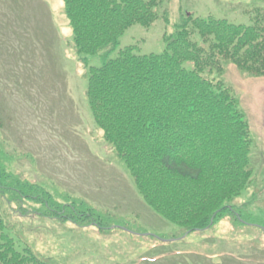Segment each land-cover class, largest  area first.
<instances>
[{
  "label": "rangeland",
  "instance_id": "1",
  "mask_svg": "<svg viewBox=\"0 0 264 264\" xmlns=\"http://www.w3.org/2000/svg\"><path fill=\"white\" fill-rule=\"evenodd\" d=\"M251 1L165 0L159 18L149 27L128 28L110 56L129 45H136L140 54L163 52L164 33L172 28L163 11L171 23L189 12L251 25L253 9L264 8V0ZM86 57L89 67L102 65L101 57ZM79 58L63 0H0V155L30 180L56 183L88 200L102 211L105 222L119 221L145 236L137 239L122 230L80 232L70 223L24 216L15 193H0V222L17 248L27 246L49 264H141L146 256H164L147 264H195L199 260L184 255L196 251L216 254L207 264H264V77L227 66V84L241 100L250 125L254 166L252 181L232 203L243 219L263 227L228 216L209 230L163 246L155 239H178L183 229L143 200L126 166L104 140L86 97L88 70ZM31 205L43 207L35 200L25 203Z\"/></svg>",
  "mask_w": 264,
  "mask_h": 264
},
{
  "label": "trees",
  "instance_id": "2",
  "mask_svg": "<svg viewBox=\"0 0 264 264\" xmlns=\"http://www.w3.org/2000/svg\"><path fill=\"white\" fill-rule=\"evenodd\" d=\"M63 1L79 61L88 70L93 120L143 200L186 232L205 230L225 216L240 221L232 201L251 182L253 141L226 73L233 65L264 77V9H255L251 25L189 12L171 23L163 11L172 26L163 52L140 54L129 45L111 57L128 28L149 27L159 18L165 0ZM88 55L101 57L102 65L89 67ZM47 189L0 155V193H15L24 216L110 226L83 198H59ZM32 200L43 207H26ZM0 264L49 263L27 246L17 248L0 222Z\"/></svg>",
  "mask_w": 264,
  "mask_h": 264
},
{
  "label": "crops",
  "instance_id": "3",
  "mask_svg": "<svg viewBox=\"0 0 264 264\" xmlns=\"http://www.w3.org/2000/svg\"><path fill=\"white\" fill-rule=\"evenodd\" d=\"M188 256H189V257H192V256H193L194 258L197 259V261H198V260L200 261V264H207V263H208V262L204 263L203 260H205V258L202 257V256L199 257L197 254H189Z\"/></svg>",
  "mask_w": 264,
  "mask_h": 264
}]
</instances>
